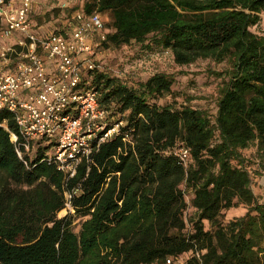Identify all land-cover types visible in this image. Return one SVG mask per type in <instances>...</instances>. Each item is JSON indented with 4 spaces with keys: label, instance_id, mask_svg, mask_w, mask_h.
Instances as JSON below:
<instances>
[{
    "label": "trees",
    "instance_id": "obj_1",
    "mask_svg": "<svg viewBox=\"0 0 264 264\" xmlns=\"http://www.w3.org/2000/svg\"><path fill=\"white\" fill-rule=\"evenodd\" d=\"M84 6L110 16L104 46L169 51L178 66L228 63L215 123L205 111L155 102L172 94L165 73L135 87L97 69L84 83L125 126L66 180L46 163L53 145L44 140L32 157L19 158L11 140L19 129L0 113L7 129L0 126V264H165L196 247L206 251V264H264V201L252 190L244 155L254 147L256 173L264 175V34L255 31L264 0ZM181 146L190 149L187 169L175 156ZM75 188V213L59 217L65 191ZM240 206L245 214L224 224V212Z\"/></svg>",
    "mask_w": 264,
    "mask_h": 264
},
{
    "label": "built area",
    "instance_id": "obj_2",
    "mask_svg": "<svg viewBox=\"0 0 264 264\" xmlns=\"http://www.w3.org/2000/svg\"><path fill=\"white\" fill-rule=\"evenodd\" d=\"M34 5L33 0H0V113L11 114L19 129L11 140L21 160L25 154L32 157L44 140L53 145L46 163L70 180L125 126L109 117L100 106V94L84 83L98 69L95 56L108 39L107 23L101 13H87L83 5L67 28L40 34L32 19ZM5 123L0 126L7 131ZM124 141L133 144L129 135ZM175 156L189 167L190 149L181 146ZM78 192L65 191L59 217L75 213L73 196ZM205 254L196 247L169 256L165 264H206Z\"/></svg>",
    "mask_w": 264,
    "mask_h": 264
},
{
    "label": "rangeland",
    "instance_id": "obj_3",
    "mask_svg": "<svg viewBox=\"0 0 264 264\" xmlns=\"http://www.w3.org/2000/svg\"><path fill=\"white\" fill-rule=\"evenodd\" d=\"M34 13L32 19L46 33L61 31L68 27L71 15L85 5L87 0H33ZM107 25L110 22L108 14H102ZM256 32L264 34V15ZM98 70L112 78H118L127 86H139L158 73L169 75L173 81L172 94L155 101L159 105H171L181 108L189 106L205 111L213 123L218 111L221 97L220 89L224 79L228 78L226 70L228 63L218 64L212 60H199L189 66H178L169 51H144L135 43L120 48L102 46L95 56ZM222 74V77L218 76ZM256 149L250 148L244 155L247 159L246 168L252 175V190L257 199L264 201V175H258ZM189 195V193H188ZM65 199V197H64ZM65 202V201H64ZM246 209L243 206L224 212L223 222L228 224L232 219L243 216ZM81 220H75L76 232L81 229Z\"/></svg>",
    "mask_w": 264,
    "mask_h": 264
}]
</instances>
